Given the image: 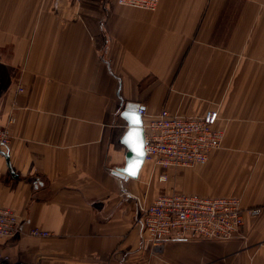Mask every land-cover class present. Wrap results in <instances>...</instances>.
<instances>
[{"label": "crops", "instance_id": "obj_1", "mask_svg": "<svg viewBox=\"0 0 264 264\" xmlns=\"http://www.w3.org/2000/svg\"><path fill=\"white\" fill-rule=\"evenodd\" d=\"M163 108L217 110L221 145L205 164L114 174L125 114L144 127ZM0 126V203L50 232L0 239L13 261L264 264V0H0ZM125 191L146 205L162 192L238 197L245 237L152 249Z\"/></svg>", "mask_w": 264, "mask_h": 264}, {"label": "built area", "instance_id": "obj_2", "mask_svg": "<svg viewBox=\"0 0 264 264\" xmlns=\"http://www.w3.org/2000/svg\"><path fill=\"white\" fill-rule=\"evenodd\" d=\"M120 5L154 10L160 0H117ZM18 91H23L18 86ZM16 101L12 105L10 123L15 121ZM145 114L143 107L138 109ZM217 110H207L202 115L184 116L163 108L144 126L145 160L164 169L170 167H190L205 164L210 152L219 147L224 137L222 129L216 126ZM10 142L9 128L0 126V147ZM168 175H159L161 182ZM129 196H135L125 191ZM139 205L137 224L142 225L150 237V247L161 249L170 239L180 240H228L244 238V209L238 197H205L176 192L160 193L150 204H143L135 196ZM259 213L261 208L250 210ZM30 234L48 236L49 231L26 228L23 221L9 207L0 203V239H12ZM0 264H33L13 261L8 254L0 251Z\"/></svg>", "mask_w": 264, "mask_h": 264}, {"label": "water", "instance_id": "obj_3", "mask_svg": "<svg viewBox=\"0 0 264 264\" xmlns=\"http://www.w3.org/2000/svg\"><path fill=\"white\" fill-rule=\"evenodd\" d=\"M138 114H140V113L138 112ZM133 127L134 126L131 125V127H129V129L127 130L125 136L123 137L124 142H126L127 134L129 133V131L132 130ZM135 128L140 134V140H141V143H142L143 155H137V153L134 150V148L129 143L126 142L127 145H128V149H129V152L127 153V156H126V164L123 167H117V168L113 169V173L118 175V176H120V177L137 178L138 174H139V170L141 169V167H142V165H143V163L145 161V154H146L145 153V129H144V127H142L140 125L135 126ZM1 149L2 148L0 147V151H1ZM7 157H8V155H7ZM136 163H138L137 174L135 176H133V175L130 174L128 169H129L130 166H132L133 164H136Z\"/></svg>", "mask_w": 264, "mask_h": 264}, {"label": "snow or ice", "instance_id": "obj_4", "mask_svg": "<svg viewBox=\"0 0 264 264\" xmlns=\"http://www.w3.org/2000/svg\"><path fill=\"white\" fill-rule=\"evenodd\" d=\"M125 117L126 119L129 120L130 124L134 126L132 130L129 131V133L127 134L126 142L129 143L134 148L137 155H143L140 134L135 128V126L140 124V118L135 113H126ZM137 168H138V163L130 166L128 171L130 172L131 175L135 176L137 174Z\"/></svg>", "mask_w": 264, "mask_h": 264}, {"label": "rangeland", "instance_id": "obj_5", "mask_svg": "<svg viewBox=\"0 0 264 264\" xmlns=\"http://www.w3.org/2000/svg\"><path fill=\"white\" fill-rule=\"evenodd\" d=\"M163 193V192H162Z\"/></svg>", "mask_w": 264, "mask_h": 264}]
</instances>
